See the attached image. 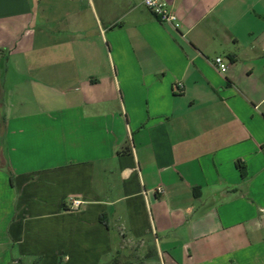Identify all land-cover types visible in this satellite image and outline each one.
<instances>
[{
    "label": "crops",
    "instance_id": "0c3cea01",
    "mask_svg": "<svg viewBox=\"0 0 264 264\" xmlns=\"http://www.w3.org/2000/svg\"><path fill=\"white\" fill-rule=\"evenodd\" d=\"M164 1L0 0V264H264V0Z\"/></svg>",
    "mask_w": 264,
    "mask_h": 264
},
{
    "label": "built area",
    "instance_id": "2783aa9c",
    "mask_svg": "<svg viewBox=\"0 0 264 264\" xmlns=\"http://www.w3.org/2000/svg\"><path fill=\"white\" fill-rule=\"evenodd\" d=\"M143 6L151 12L161 23L169 24L174 29L179 28L178 18L170 11L164 0H142ZM214 67L222 74H225L229 69L228 62L222 57H216L213 60ZM180 89V86H178ZM70 210L78 211L82 208L83 203L78 199H70Z\"/></svg>",
    "mask_w": 264,
    "mask_h": 264
},
{
    "label": "trees",
    "instance_id": "16d2710c",
    "mask_svg": "<svg viewBox=\"0 0 264 264\" xmlns=\"http://www.w3.org/2000/svg\"><path fill=\"white\" fill-rule=\"evenodd\" d=\"M239 166V165H238Z\"/></svg>",
    "mask_w": 264,
    "mask_h": 264
}]
</instances>
